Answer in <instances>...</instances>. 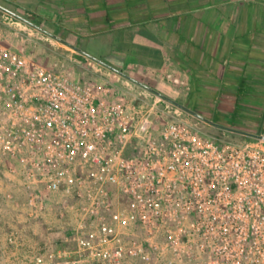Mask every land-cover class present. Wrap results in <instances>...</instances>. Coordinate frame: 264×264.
<instances>
[{"label":"built area","instance_id":"obj_1","mask_svg":"<svg viewBox=\"0 0 264 264\" xmlns=\"http://www.w3.org/2000/svg\"><path fill=\"white\" fill-rule=\"evenodd\" d=\"M154 107L0 39V174L18 187L3 196L69 231L28 264H264V146L204 136L171 109L157 133ZM4 237L26 247L20 226Z\"/></svg>","mask_w":264,"mask_h":264},{"label":"crops","instance_id":"obj_2","mask_svg":"<svg viewBox=\"0 0 264 264\" xmlns=\"http://www.w3.org/2000/svg\"><path fill=\"white\" fill-rule=\"evenodd\" d=\"M0 4L31 18L61 38L47 33L60 44L110 60L164 94H192L194 106L217 110L211 117L217 122L264 134V0H0ZM72 49L78 57H88ZM241 135L250 142L258 139ZM75 205L69 198L68 206ZM16 214L26 247H1L2 264H28L33 249L69 237L54 213L44 221ZM41 221L48 223L44 231ZM131 263L149 264L136 258Z\"/></svg>","mask_w":264,"mask_h":264},{"label":"rangeland","instance_id":"obj_3","mask_svg":"<svg viewBox=\"0 0 264 264\" xmlns=\"http://www.w3.org/2000/svg\"><path fill=\"white\" fill-rule=\"evenodd\" d=\"M0 39L27 56L39 60L42 64L56 72L68 73L77 80H93L98 83H108L115 86L118 90L146 110H151L155 104L154 124L155 131H157V133L162 126L163 119L165 117H172L170 113H168V110L171 109L176 112V117L186 120L194 125L204 136L219 137L223 141H231L235 143L250 142L246 141L244 136L237 132L225 130L206 122L191 112L169 102L165 98L110 69L109 67L91 59L90 57H86L85 59L78 57L74 53L72 47L60 44L55 38L50 37L47 33L10 13H6V11L2 8H0ZM102 61L116 68L110 60ZM166 95L208 118H211L214 116L215 112H217V110L194 106V103L191 101L192 94L167 93ZM222 130H224V132H222ZM251 142H258L260 145L264 146V140L262 139H255ZM9 189L14 191L18 190L16 182L10 180L4 172H1L0 248H6L7 246L5 237L1 235L2 232H7L8 229L12 228L11 226H18L20 224V221H18L19 217H17L16 214L18 212L12 204L5 200L3 196V192ZM43 221L40 222V228L44 231L45 228H47L48 223ZM2 258L3 253L1 251L0 264H2ZM155 261L156 260L149 264H159L154 263Z\"/></svg>","mask_w":264,"mask_h":264},{"label":"water","instance_id":"obj_4","mask_svg":"<svg viewBox=\"0 0 264 264\" xmlns=\"http://www.w3.org/2000/svg\"><path fill=\"white\" fill-rule=\"evenodd\" d=\"M0 8L4 9V10L7 11L8 13H10V14H12V15L18 17V18H20L21 20L27 22L28 24H30V25H32V26L38 28L39 30H41V31H43V32H45V33H48V34H50L51 36H54V37H56V38L62 40V39L59 38L58 36H56V35H54L53 33L47 31V30H46L45 28H43L42 26L36 24V23L33 22L32 20H30V19H28V18H26V17H24V16H21V15L17 14L16 12H14V11H12V10H10V9H8V8H6V7H4V6H2L1 4H0ZM71 46H72L73 48H75L76 50L82 52V53L85 54L86 56H88V57H90V58L96 60L97 62H99V63H101V64H103V65L109 67L110 69H112V70H114V71H116V72L122 74L123 76H125V77H127V78H129V79H131V80H133V81H135V82H137L138 84L142 85L143 87L147 88L148 90H150V91L156 93L157 95H159V96L165 98V99L168 100L169 102H171V103H173V104H175V105H177V106H179V107H181V108H183V109H185V110L191 112L192 114L198 116L199 118L205 120L206 122H208V123H210V124H212V125H215V126H217V127H220V128H222V129H225V130H229V131H232V132L241 133V134H244V135H247V136H251V137H254V138H258V139H262V140H264V134H259V133L251 132V131H245V130H242V129H239V128H236V127H233V126H230V125H226V124H223V123L217 122V121H215V120H213V119H211V118H208V117L202 115L201 113H199V112H197V111L191 109L190 107H188V106H186V105L180 103L179 101L175 100L174 98H172V97H170V96H168V95H166V94H164V93H162V92H160V91H158V90L152 88L151 86H149V85H147V84H145V83H143V82H141V81H139V80L133 78L132 76H130V75H128L127 73H125L124 71L119 70V69H117V68H114V67L108 65L107 63H105L104 61H102L100 58H97L96 56H94V55H92V54L86 52L85 50H83V49H81V48H79V47H77V46H74V45H71Z\"/></svg>","mask_w":264,"mask_h":264},{"label":"trees","instance_id":"obj_5","mask_svg":"<svg viewBox=\"0 0 264 264\" xmlns=\"http://www.w3.org/2000/svg\"><path fill=\"white\" fill-rule=\"evenodd\" d=\"M29 19H31V18H29ZM222 132H224V130H222ZM217 138H219V137H217ZM220 139V138H219ZM135 152H137V151H135Z\"/></svg>","mask_w":264,"mask_h":264}]
</instances>
